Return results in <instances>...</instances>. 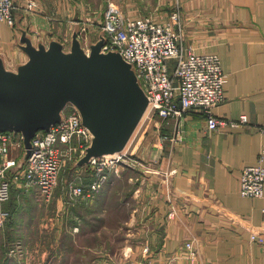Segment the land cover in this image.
Instances as JSON below:
<instances>
[{"label": "crops", "instance_id": "crops-1", "mask_svg": "<svg viewBox=\"0 0 264 264\" xmlns=\"http://www.w3.org/2000/svg\"><path fill=\"white\" fill-rule=\"evenodd\" d=\"M24 1L16 0L20 5ZM35 1L46 4V8L50 3L68 5L59 10L72 23L70 41L74 30L81 29L84 5L70 7L75 0ZM109 1L126 14L151 15L158 21L169 20L178 5L185 46L220 55L228 77L226 98L213 108L214 114L231 120L242 115L248 118L240 127L210 130L205 112L190 109L183 116L180 135L174 139L175 121L166 123L156 118L157 131L168 136L160 163L155 164L163 174H141L133 182L132 197L137 203L129 207L128 237L116 255H133L126 259L127 264L149 259L153 264H264V195L247 197L240 192L242 169L264 159V0ZM48 14L44 6L30 12L19 7L15 26L0 21V54L11 68L28 59L18 45L21 27L35 42L62 41L54 32L60 34L63 28L54 27L55 21ZM97 31L99 25L92 34ZM103 187L95 197L99 202L106 190ZM95 200L82 203L94 212ZM253 232L261 234L263 241H253ZM71 240L77 244L75 237ZM187 241H193L198 249L196 262L189 259ZM44 254L28 253L42 255V260ZM55 254H48L49 264L58 254L72 255L62 250ZM41 257H37L39 264Z\"/></svg>", "mask_w": 264, "mask_h": 264}, {"label": "built area", "instance_id": "built-area-1", "mask_svg": "<svg viewBox=\"0 0 264 264\" xmlns=\"http://www.w3.org/2000/svg\"><path fill=\"white\" fill-rule=\"evenodd\" d=\"M28 3L29 10H35L40 5L33 0ZM16 8L14 0H0V21L15 26ZM99 28L106 39L102 50L119 51L125 60L135 66L150 100L148 115L166 123L175 121V136L172 139L181 133L184 114L194 108L205 112L210 130L240 127L247 123L246 115L231 120L214 114L213 108L226 98L228 77L222 68L220 55L197 52L185 46L182 14L178 5L173 8L169 20L158 21L151 15L126 14L119 5L110 1ZM83 31L88 30L82 25L79 32L82 40ZM86 50L89 51L88 48ZM167 137L161 135V141L164 143ZM90 141L91 136L82 123L81 113L72 103L64 108L60 122L36 134L31 153L23 166L19 165L25 151L22 134L0 132V230L12 216L5 205L15 187L23 195L35 192L37 201L48 202L59 182L61 171L68 164L74 163L78 169L68 186L70 209L93 200L111 175H120L126 168L137 170L144 176L148 173L163 174L153 161L146 164L127 149L114 156L95 157L88 164L78 166L77 162L85 154ZM79 170L86 171L90 180ZM240 192L247 197L264 195V159L242 169ZM74 229L78 230L77 227ZM250 238L263 241L262 235L257 232H253ZM186 247L189 259L196 262L199 252L193 241H187ZM24 250L22 241H17L11 247L10 255H28ZM140 264H153V261L149 259Z\"/></svg>", "mask_w": 264, "mask_h": 264}, {"label": "water", "instance_id": "water-1", "mask_svg": "<svg viewBox=\"0 0 264 264\" xmlns=\"http://www.w3.org/2000/svg\"><path fill=\"white\" fill-rule=\"evenodd\" d=\"M19 47L28 59L11 68L0 54V132L21 133L23 166L41 130L62 119L68 103L80 111L91 141L78 166L123 152L147 113L150 100L135 66L119 51L104 52L101 31L89 51L75 29L69 46L59 39L35 42L21 27Z\"/></svg>", "mask_w": 264, "mask_h": 264}, {"label": "rangeland", "instance_id": "rangeland-1", "mask_svg": "<svg viewBox=\"0 0 264 264\" xmlns=\"http://www.w3.org/2000/svg\"><path fill=\"white\" fill-rule=\"evenodd\" d=\"M14 1L17 8L20 7V9L30 12L27 8L29 0H25L21 5L17 4L16 0ZM109 2V0H75V3L70 5L72 8L81 5L85 7L82 25L86 26L88 31H83L82 36L88 49L89 41L96 39L101 32L97 31L92 34V31L95 32L100 24L103 12ZM39 4L35 10L37 11L43 6L47 9V12L50 13L48 14L49 18L55 21L53 26L63 28L60 34H57V31L54 34L61 37L62 41L69 46V32L72 30V23L65 20L66 16L63 15V10H59L68 5L50 3L46 8V4L41 2ZM65 8L68 9V7ZM63 32L65 33L62 35ZM156 121V118L152 119L148 114L143 117L126 148L142 158L146 164L151 161L153 164H158L162 156L164 143L161 141V134L157 131ZM77 170L74 163L64 167L53 196L48 202L37 201L33 198L34 193L32 192L27 193V195L32 194L30 197L21 194L17 187L13 189L14 199L12 200L11 197V202L5 206L9 210V206L11 207L17 202L21 206L16 212L13 211L6 226L0 230V264H39L40 260L37 257L42 255H23L22 257L10 255L11 247L17 241H22L26 253L32 251L45 253L44 260L41 257L42 264H49V253L56 255L55 253L57 251L59 253L61 250L63 254L70 253L72 255L58 254V257H54V261L52 260V264H127L126 259L133 255H116L115 252L124 246L123 243L128 237L129 207L131 204L137 203L132 197V191L136 186L133 182H136V177L142 173L126 168L122 170L121 177L115 174L111 175L107 182L108 185L103 187L106 190L102 201L99 202L94 198L93 212L86 209L85 203H80L72 209L68 206V186L77 175ZM79 173L87 175L84 170H79ZM123 204L127 206L123 207ZM75 227L78 230H75ZM72 237H75L77 244L71 240ZM56 240L59 241L57 244H55ZM100 252L104 255H101Z\"/></svg>", "mask_w": 264, "mask_h": 264}, {"label": "trees", "instance_id": "trees-1", "mask_svg": "<svg viewBox=\"0 0 264 264\" xmlns=\"http://www.w3.org/2000/svg\"><path fill=\"white\" fill-rule=\"evenodd\" d=\"M13 192V191H12ZM12 197V200L14 199L13 198V196H11ZM9 202H11V199L7 202V204L9 203ZM13 206V207H12ZM20 203H16L15 205H11V207L9 206V208H10V210H11V212H12V215H13V211L14 212H16L17 210H19L20 209Z\"/></svg>", "mask_w": 264, "mask_h": 264}, {"label": "bare ground", "instance_id": "bare-ground-1", "mask_svg": "<svg viewBox=\"0 0 264 264\" xmlns=\"http://www.w3.org/2000/svg\"><path fill=\"white\" fill-rule=\"evenodd\" d=\"M84 45H85V44H84ZM147 114H148V111H147V113L145 114V116H146ZM145 116H144V117H145ZM128 145H129V144H128ZM127 147H128V146H127ZM127 147H126V148H127Z\"/></svg>", "mask_w": 264, "mask_h": 264}]
</instances>
